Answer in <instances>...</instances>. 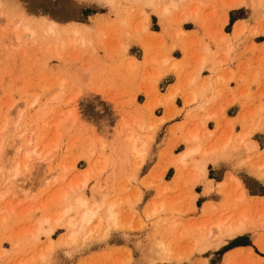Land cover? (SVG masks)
<instances>
[{"label": "rangeland", "instance_id": "1", "mask_svg": "<svg viewBox=\"0 0 264 264\" xmlns=\"http://www.w3.org/2000/svg\"><path fill=\"white\" fill-rule=\"evenodd\" d=\"M19 17L36 30L33 38L21 33L15 39L12 24ZM50 21L58 23V34H47ZM203 57L209 60L199 73L204 82L188 84ZM168 74L178 83L165 90ZM205 80L212 84L203 90ZM172 90L177 93L169 100ZM197 90L208 101L201 108L188 102ZM236 102L241 111L232 120L225 110ZM73 106L77 118L69 115ZM39 111L46 112L43 120ZM182 113L171 128L173 140L164 137L169 123L162 124ZM207 115L214 130L202 126ZM123 118L149 137L140 155L125 157L117 148ZM6 120L12 126L0 136V264H264V0H0V131ZM196 128L212 131L203 144L216 145L217 153L181 165L188 131ZM34 130L44 151L27 168L17 136L21 131L28 138ZM248 130L246 144L240 135ZM196 159L207 161L199 180ZM221 161L233 163L238 174L229 171L225 182L215 183L209 166ZM86 177L81 193L92 202L107 193L118 227L102 222L73 243L67 219H56ZM199 184L203 195L215 192L217 200L199 207ZM243 191L247 198L240 199ZM45 218L44 227L55 231L36 237ZM156 241L168 255L150 260Z\"/></svg>", "mask_w": 264, "mask_h": 264}, {"label": "bare ground", "instance_id": "2", "mask_svg": "<svg viewBox=\"0 0 264 264\" xmlns=\"http://www.w3.org/2000/svg\"><path fill=\"white\" fill-rule=\"evenodd\" d=\"M107 1L111 2L112 0H107ZM147 2L149 4H153L154 0H147ZM171 4L173 6L176 5V3L174 1L171 2ZM233 6L236 7L237 4L234 3ZM169 10L170 9H169V4H168L163 8V13L166 14V13H168ZM57 27H58V23H56L55 21H50L47 28L45 27L47 34L48 33L58 34ZM12 28H13V35H14L15 39L18 41L20 39L21 33L26 34L30 38H33L36 34V30L32 27L31 23L30 22H23V19L21 17H19L18 20H15L13 22ZM73 31L76 35H78L80 33V31L78 29H74ZM208 61L209 60L204 58V57L199 60L198 66L196 68L197 75L193 78L191 76L188 84L195 82L199 78L200 70L205 68ZM177 65H178V62L174 60L173 68L177 67ZM168 93H169L168 99L172 100L175 97L177 91L175 92L172 90ZM202 97L203 96L198 98V94H195V95H193L192 99L191 98L188 99V102H196L197 101V102L201 103L199 105L200 108L202 106L204 107L206 102H208V101H204L202 99ZM36 102H38L37 97H36V99H34L32 104H34ZM148 106L152 107L153 105L151 103H149ZM76 108L77 107L73 106L69 110L70 117L72 116L73 118H77V116H78L77 114H79V112L76 111ZM45 114H46L45 111H39L38 119L42 118V120H43V117H45ZM6 117H7V114H6ZM166 117H167V115H166ZM170 117H171V115H170ZM209 117H211V115H207L206 117H204V121L202 122L203 127L206 124V119ZM48 123L49 122H45V124H48ZM11 124H12L11 120H6V122L4 123V126L2 127V129L0 131L1 138L4 137L7 129H11V126H12ZM21 124H23V123H19L17 127H19V125H21ZM14 125H16V124H14ZM15 129L18 130L19 128L18 129L15 128ZM14 130H12V131H14ZM16 130H15V132H16ZM201 130H204V129H202V128L197 129L196 128L193 131H191V130L188 131V133L189 132L190 133L188 134L189 136L186 139L187 148L184 151H182L178 157V162L181 165L185 166L188 162V158H194V157L196 158L200 154H202L204 156H208L211 158V157H214L213 154L217 153L216 151L218 150V147H216V145L215 146L212 145V147L210 146V148H205V145L203 144V140H204L203 138L208 137L212 132L207 130V129L204 132L203 131L201 132ZM251 130H248V131H246L240 135L241 140L244 143L246 142V140L249 139L250 134H251ZM127 131H129V133H126ZM138 131L131 129L129 121L126 118H123V124L116 131V136H115L116 141H117V148H118V150L121 151V154L123 156L125 155V157L126 156L130 157L131 155H140L143 152L142 148L146 145L149 137L145 138L144 135H146V134L142 135ZM20 132L17 136V148L16 149H18L20 152V150H23V148H24V166H26L28 168L30 165V160L32 158H35V157H37L39 159L42 158L44 147L38 148V145L36 144V142L38 140V137H37L38 131H36V130L32 131L31 132L32 134L28 138L25 137V134L20 133ZM230 133H232V132L230 131ZM25 141H26V144L24 143ZM140 141L142 142L141 144L139 143ZM248 143L249 142H246V144H248ZM227 144H228V142H226L224 144L223 149L227 147ZM252 145L254 148L256 147V145L254 143H252ZM102 146L104 147L105 144L103 143ZM45 152H48V151H45ZM109 160H110L109 157L106 156L104 161H105V163H108ZM206 164H207V161L203 162L200 159H196L195 169L193 168V175L196 179L199 180V178H201V177H203V178L206 177V175H207ZM2 169H3V166L0 164V177H2ZM194 171H195V173H194ZM19 173H20V169H19V165L17 164L12 169V175L17 177L19 175ZM230 178L235 179L237 181V183L240 184V180L237 179L235 176H232ZM15 180L17 181V179H15ZM86 184H87V177L82 183L80 193L75 195L73 202L67 204V206L63 209V211L60 213V215L56 219V222L59 220L67 219L66 220L67 227H69L71 229L70 232L68 233L69 234L68 239L72 242L76 241L80 235H84L85 238L88 236H91L95 230H98L99 228H101L102 222H104L106 224L105 225L106 229H109L111 227H116V228L118 227V217H119L118 214L119 213L115 210L114 202L107 203V193H101L100 197L97 198L95 201H93V202L90 201L84 193H81L82 190L85 189ZM70 189H72V192H76V189H74V185H70ZM1 194H2V196H5L4 193H1ZM63 197L65 199H67L69 196L67 193H63ZM243 198H247L246 191H243L241 196H240V199H243ZM72 211H75L76 214L69 218V215ZM153 212H155V210H153ZM45 222L49 223L50 221L48 218H45L43 221H39L38 226H37V231L35 234L36 237H39V235L42 233H45L48 236H50L54 233L55 226L51 225L49 228H46V227H44ZM94 223H95V226H93L89 229L90 232L86 231L88 229V226L92 225ZM220 223L221 222H219L217 224V227H220ZM70 241H69V243H71ZM168 251L169 250H168L167 246H165L161 242L156 241L155 244L149 248V259L151 260V259H154L157 257L164 256L165 254H167ZM146 253H147V250H146Z\"/></svg>", "mask_w": 264, "mask_h": 264}, {"label": "crops", "instance_id": "3", "mask_svg": "<svg viewBox=\"0 0 264 264\" xmlns=\"http://www.w3.org/2000/svg\"><path fill=\"white\" fill-rule=\"evenodd\" d=\"M233 32V31H232ZM229 33V32H228ZM231 34V33H230ZM176 58H178V59H181V58H183V53H181V55L180 56H175ZM143 58H144V54H143V56L141 57V58H139L140 60H143ZM237 65H238V62H237V60H235V61H233V63H232V67L236 70L237 69ZM205 71V70H204ZM197 75V72H196V69H195V71H194V73H193V75H192V78L193 77H195ZM210 74H208V71H205L204 72V77H207V76H209ZM203 76V75H202ZM162 79H168L167 81H166V85H165V90H167L169 87H171V86H173V85H176L177 83H178V79H177V76L175 75V74H168V75H166L164 78H162ZM204 81H202V80H200V78H198L195 82H192V83H199L198 85L199 86H201V84L203 83ZM212 82V81H211ZM190 84V83H189ZM208 84H212V83H210V80H205V83H204V85H203V90H205L206 88H207V85ZM198 86V87H199ZM238 85H237V83H236V81H232L231 82V87H233V88H235V91L236 92H238V87H237ZM254 87V86H253ZM200 89V88H199ZM253 89V88H252ZM164 90V91H165ZM203 90H197V91H193V93L190 95V98L192 99V97H193V95H195V94H198V98L199 97H201L202 96V94H203ZM254 90V89H253ZM163 91V92H164ZM190 99V100H191ZM178 103V107H180V108H183V99L181 98V96H178V97H176V100H175V103ZM195 104V103H194ZM193 103H192V105H194ZM241 102H236V103H234V104H232V105H229V106H227L226 107V115L230 118V119H232V120H235L236 118H237V116H238V114L240 113V111H241ZM164 113V109L162 110V112H161V114H159L158 116H162V114ZM179 118V119H178ZM183 119H184V113H182V114H180V115H178L177 117H175L174 119H171V120H169V121H165L162 125H165V124H167V122L169 123V125H168V130H167V132L165 133V135H164V137H166V138H169L170 140H173L172 139V133H171V128H172V126H174L175 124H177V123H179V122H181V121H183ZM204 121V120H203ZM161 125V126H162ZM210 130H214L215 129V121L213 120V119H209V120H206V124H205ZM209 130V131H210ZM235 130H236V132H241L242 131V129H241V125L239 124V123H235ZM212 132V131H211ZM256 135V134H255ZM255 135H254V137H255ZM252 137L253 136H251V139H252ZM178 145H181V143H179ZM258 147L259 148H261V146H259L258 145ZM263 147V146H262ZM162 148H160L159 150H161ZM179 151H177V152H174L175 154H177ZM157 155H158V153H157ZM156 155V156H157ZM157 159H158V156H157ZM155 159H153V161H154ZM230 164L231 165H233V163H231V162H227V161H221L218 165H216V166H214V165H212V166H209V170H213L214 171V173H216V176L215 177H210V178H212L213 180H214V182L216 183V182H218V181H221V183L224 181L225 182V179H226V173L227 172H229V171H236V169H231L230 168ZM245 170V169H244ZM238 171V170H237ZM236 171V173L238 174V172ZM174 172V171H173ZM173 172H172V174L167 178V180H171L172 178H173ZM246 172H248L247 173V175L248 176H251V177H253L254 178V174L252 173V172H250L248 169L246 170ZM226 175V176H225ZM224 177H225V179H224ZM224 179V180H223ZM223 180V181H222ZM195 189H197V190H195ZM194 190L197 192V194H198V196L196 197V201H198L199 202V204H198V206L200 207L201 206V204L204 202V201H207V200H209V199H213V200H217V198H218V196L216 195V193L215 192H212V194L211 195H209L208 197L207 196H205V195H203L202 194V186L199 184V185H196L195 186V188H194ZM197 206V207H198ZM118 243H120V242H118ZM122 243V242H121ZM120 243V244H121Z\"/></svg>", "mask_w": 264, "mask_h": 264}, {"label": "trees", "instance_id": "4", "mask_svg": "<svg viewBox=\"0 0 264 264\" xmlns=\"http://www.w3.org/2000/svg\"><path fill=\"white\" fill-rule=\"evenodd\" d=\"M236 239H237V238H236ZM234 240H235V239H234ZM249 245H250V244H249ZM235 246H239V245H238V244H236V245H234L233 247H235ZM233 247H231V248H233ZM231 248H229V249H231ZM229 249H228V250H229Z\"/></svg>", "mask_w": 264, "mask_h": 264}]
</instances>
